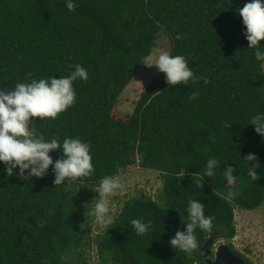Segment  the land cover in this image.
<instances>
[{
    "label": "trees",
    "instance_id": "1",
    "mask_svg": "<svg viewBox=\"0 0 264 264\" xmlns=\"http://www.w3.org/2000/svg\"><path fill=\"white\" fill-rule=\"evenodd\" d=\"M247 2L75 0L69 11L66 0H0V89L33 78L59 79L72 65L84 66L89 78L74 82L76 103L55 119L31 121L46 139L89 142L95 169L72 181L85 186L83 193L67 188V179L55 186L51 166L46 176L27 180L0 171V264H73L74 250L90 234L89 188L137 159L161 173L164 194L161 203L145 195L125 202L97 235L107 261L209 264L199 248L187 254L169 244L177 231L186 230L189 198L204 203L205 215L213 218L211 231L196 230L199 247L212 235L236 237V208L252 211L264 203V137L250 124L264 113V61L255 59L244 36L238 11ZM162 34L170 39V52L185 56L194 74L209 82L173 87L161 72L133 113L117 117L113 110L120 95ZM249 154L257 159L249 163L244 159ZM50 155L62 158L60 150ZM209 158L219 161L211 178L204 177ZM229 166L237 178L235 199L227 196L223 176ZM252 167H258L257 181L247 174ZM140 218L153 226L143 236L131 225ZM229 247L252 264L232 243Z\"/></svg>",
    "mask_w": 264,
    "mask_h": 264
},
{
    "label": "clouds",
    "instance_id": "2",
    "mask_svg": "<svg viewBox=\"0 0 264 264\" xmlns=\"http://www.w3.org/2000/svg\"><path fill=\"white\" fill-rule=\"evenodd\" d=\"M66 7L73 11L76 7L75 0H66ZM245 26L244 36L249 42L248 48L254 50L255 59L264 61V0H248L242 8H239ZM181 39V34L176 35ZM155 65L158 71L165 74L169 86L195 84L202 79L205 84L209 82L207 77H197L188 66V61L183 55H174L169 50L160 51L151 65ZM73 70L67 76L59 79L49 78L31 79L30 82H18L11 90L0 89V162L3 163V171L8 177L19 176L23 180L29 178H42L48 174L50 166L54 173V185H64L80 177L91 176L94 173L92 163L91 145L80 137H66L62 144L58 138L46 139L43 134L37 132L31 118L39 117L55 119L67 111L76 103V91L74 82L87 81L88 70L80 65L71 66ZM197 93H193L192 99ZM255 131L264 137V113H257L252 117L251 123ZM60 150L62 158L55 161L51 152ZM249 163L257 158L255 154L244 157ZM253 164V163H251ZM219 165L216 158H209L206 164L204 177H213L215 168ZM253 165H259L255 163ZM260 166V165H259ZM252 167L248 170V176L257 181L260 175ZM18 169V171H15ZM235 168L229 166L223 171V176L228 186L227 196L235 199L239 195L237 190V178L234 175ZM203 180V178H202ZM202 180L199 182L202 184ZM124 184L119 175H106L92 189L98 196L94 198L93 215L98 225L113 222L110 199L115 197ZM186 212L188 222L185 231H177L170 238L169 244L175 249L187 254L199 248L196 230L208 232L213 229V218L205 215V205L200 200L189 198ZM132 228L137 235H145L153 230L152 222L144 218L133 219Z\"/></svg>",
    "mask_w": 264,
    "mask_h": 264
},
{
    "label": "rangeland",
    "instance_id": "3",
    "mask_svg": "<svg viewBox=\"0 0 264 264\" xmlns=\"http://www.w3.org/2000/svg\"><path fill=\"white\" fill-rule=\"evenodd\" d=\"M170 49L169 37L164 34L160 35L152 53L143 61L134 78L120 95L118 105L113 110L117 117L126 118L133 113L142 93L151 85L154 78L161 73L155 65L147 66L146 64L151 65L154 63L160 51H170ZM119 177L124 184V188L110 199L113 219L121 212L125 202L129 199L145 195L158 201L161 195L164 194V180L161 173L155 169L141 167L140 159H137L134 164L123 170ZM65 186L74 188L72 190L76 192L83 193L82 190H85V186L79 187L73 182L66 183ZM94 187L89 188L92 195L88 198L91 205V216L87 230L90 234L84 239L82 246L74 250L70 258L73 264H112L110 260L107 261L101 254L96 240L97 235L103 234L109 224L98 225L95 222L93 215L94 201L92 204L91 202L98 196V193L92 189ZM158 202L161 203L160 200ZM236 226V237L229 240L218 235L215 244L212 246L213 250L218 249L222 242L228 246L232 243L234 248L245 254L252 264H264V203L252 211L236 208Z\"/></svg>",
    "mask_w": 264,
    "mask_h": 264
},
{
    "label": "water",
    "instance_id": "4",
    "mask_svg": "<svg viewBox=\"0 0 264 264\" xmlns=\"http://www.w3.org/2000/svg\"><path fill=\"white\" fill-rule=\"evenodd\" d=\"M217 239L216 235H212L204 246L199 247L200 251L204 253L205 260L209 264H246L244 258L239 256L227 244L222 242L218 249L213 250L212 246Z\"/></svg>",
    "mask_w": 264,
    "mask_h": 264
}]
</instances>
